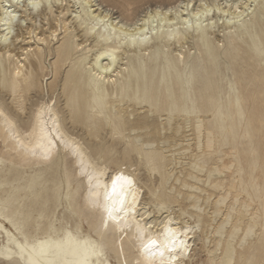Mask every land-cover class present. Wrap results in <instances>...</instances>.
Listing matches in <instances>:
<instances>
[{"label": "bare ground", "instance_id": "1", "mask_svg": "<svg viewBox=\"0 0 264 264\" xmlns=\"http://www.w3.org/2000/svg\"><path fill=\"white\" fill-rule=\"evenodd\" d=\"M64 1L54 0L60 13L70 11L69 16L54 18L63 28L58 45L50 46L52 38L57 37L55 29L48 38L45 35L38 38L46 47L39 46L37 50L29 47L23 57L16 51L17 43L29 26L28 23L24 25L25 18L19 14L20 10L25 16L44 14L45 19H49L48 13L55 14L50 6L52 0H39L38 8H32L28 0H0V112L4 114L0 116V152L3 154L0 169L5 168L4 172H8L7 168H14L13 164L20 160L55 170L64 156H69L76 168L74 180L66 186L67 194H60L58 191L62 186L55 183L51 189L54 195L49 199L42 198L43 202L31 199L39 191V187L31 184L22 190H9L13 182H8L7 188L1 189L0 238L4 239L0 250L11 249L13 260L24 264L18 255L17 244L31 243L37 238L56 241L72 232L101 250L102 255L92 258L98 264H147L142 239L143 242L151 238L162 240L163 225L171 220L172 226L181 231L190 229L187 237H181L184 244L178 264H250L247 260L258 263L264 254V66L250 74L244 72L243 77L237 79L241 82L247 79L242 88L232 77H222L229 90L225 105L221 102L222 90L218 84L216 93L212 89L208 96L204 95L216 85L213 74L206 71L204 80L199 81L202 85L194 87L191 84L194 75L189 70L182 72L181 68L188 67L184 50L189 38L194 40L205 59L210 62L219 59L221 39L215 27L221 20L230 40L237 44L246 41L247 50L253 51L250 57L258 56L254 64H264V0H198V4L194 0H182L175 6L148 9L141 16L126 6L125 20L113 17L96 0H69L77 10L63 5ZM16 26L20 28L19 33H15ZM52 52L53 91H60L65 105L62 107L57 101L52 103L51 99V102L36 103V107L27 112L26 104L19 100L24 93L29 96L40 84L43 88L44 81L47 84L49 78L46 79L44 74V60ZM28 53H32L33 59ZM126 53L136 56L131 58L128 71L123 75L119 67L123 65L120 61ZM24 60L28 61V66ZM66 65L69 69L61 76ZM217 71L216 66L213 73ZM119 74H122L120 81L114 78ZM182 79L187 80V86L183 85ZM112 95H117L118 100L110 101ZM127 98L149 104L147 116L140 122L143 128L149 129L148 119L155 113L159 115V135L162 131H171V136L182 132V126L174 127L172 121L175 114L183 116L180 108L184 105L188 113L184 120L187 127L193 125L197 149L210 157L222 145H227L229 154L225 155H232L234 159L226 161L217 157L214 164H209L207 159L193 161L188 163L186 174L185 170L176 172L181 162H176L175 157L183 152L166 146V139L160 143L145 141L138 133L141 127L130 125L134 113L125 108L124 103L117 105ZM197 108L199 112L211 111L214 119L207 121L203 115L195 114ZM226 109L231 114L238 113L240 124L235 118L227 120ZM169 110L174 113L170 114ZM163 121H167L168 127ZM108 126L120 134L129 130L128 134L122 133L129 146L118 153L104 148L100 137ZM166 134H163L164 138ZM240 139L246 145L247 171L241 165L243 158L238 153ZM49 142L51 154L45 159L41 148L36 146H49ZM176 142L175 146H182L179 139ZM33 148L36 155L30 151ZM233 148L236 151H232ZM182 151L187 153L188 149ZM133 155L144 161L149 174H159L158 184L144 185L135 164L125 161L126 156ZM244 171L247 179L242 176ZM201 172H206L205 178L200 176ZM120 173L135 182L133 194L125 197L129 204L134 203L135 214L126 218V224L117 226L109 221L105 227L104 193L106 189L111 190L112 180ZM174 174L175 183L181 189L176 184L168 185ZM41 176H45L43 172ZM146 179L151 181L148 175ZM74 183L84 187V205L96 215L94 221L87 223L91 235L82 227L74 193L78 186L71 187ZM210 189L218 192L215 198ZM182 190L191 192L186 200L191 202L193 212L183 208ZM196 192L206 195L209 210L201 207V198L193 194ZM93 200L98 202L93 205ZM62 201L68 206L66 218L77 216L73 220L74 226H70L66 218L54 219L56 204ZM35 202L41 204L40 209L28 208ZM205 214L213 240L197 234V229L205 222ZM189 219H193L194 224ZM137 225L143 229V238ZM200 248L206 252V260L201 263L195 260ZM0 262L8 264L3 257ZM154 264H159V257Z\"/></svg>", "mask_w": 264, "mask_h": 264}, {"label": "rangeland", "instance_id": "2", "mask_svg": "<svg viewBox=\"0 0 264 264\" xmlns=\"http://www.w3.org/2000/svg\"><path fill=\"white\" fill-rule=\"evenodd\" d=\"M181 1L182 0H111V1L105 2L103 0H96V3L99 4V6L102 9L109 11V13H111L113 17H117V19L125 20L123 12L126 6L130 11H132L133 13L135 12L134 13L135 15L138 14L137 16H141L148 9H151V8L153 9V8L160 7V6L161 8L171 7V6L178 5ZM183 1H187V0H183ZM194 2L198 4V0H194ZM128 3H130V5H128ZM50 4L55 14L52 15L48 13L46 17H48L49 19H45L44 14H41L40 16H37V17L34 15L25 16V13L21 12L20 10L19 14L21 16H24L25 18L24 25L28 23V26H29V30H26V29L23 30L24 36L21 37L20 40L21 39L22 40L19 43H17L16 51L21 56L23 57L26 56V50L29 49V47L35 50H37V47L39 46L46 47L45 44H41L42 42L39 41L38 38L40 36L44 37V35L48 38V36L55 29H57V31L55 32L57 37L55 39L52 38V42L50 43V46L55 48L58 45V40L63 35V28H61L60 24L57 23V21L54 18L56 16L57 18L59 17L64 18L66 15L69 16L70 11H66V12L64 11L60 13L61 9L58 8L59 6H57L54 0H52V3ZM65 4H67V6H69L71 10H77L75 6L69 3V0L64 1L63 5ZM44 8L45 6H43V9ZM35 19H36V22H35ZM222 22H223L222 20L219 21V23H217L215 27V30L219 34V39H221V42L218 44V50L220 51L219 59L214 62H210L209 60L205 59L204 55L201 53L200 50L197 49V46L194 44V40L189 38L188 43L185 44L186 49L184 50V56H185L184 61L188 67L182 66L181 69H182V72L184 73L189 70L191 74L194 75V79L191 81V84L194 87H200L202 85V82L200 83L199 81L204 80L206 71L210 72V74H213L212 75L213 81L216 83V85L215 87L213 86L210 90H206L204 92V95L205 97L208 96L212 89H213L212 92L216 93L217 91L216 86L218 84L219 89L222 90L221 102L223 103V105H225L226 96H227L226 92H229V90L225 84L226 81L222 80L221 78L225 76L226 77L229 76V77H232V79H234L233 81H238L237 79H241L243 77L244 72H247L248 74H250L254 72L256 69H261L264 66V64H261L260 66H258L257 64H254V61L258 59V56L257 57L253 56L254 58L250 57L253 51L247 50L248 48L246 46V41H243L241 44H237L234 41L230 40V38L226 35V30L224 29V26H222ZM19 32H20V28L19 26H16L15 33H19ZM79 34L81 35L82 33L80 32ZM148 53L149 51L145 53V57H144L145 59H147L149 55ZM134 56H136L135 53H126L123 57V60L120 61V64H123V65L119 67V70H122L123 75L127 73L128 71L127 66L129 65L131 58ZM28 57L33 59L32 53H28ZM53 60H54L53 52H52V55H49V56L47 55L44 60L46 63L44 74L46 75V79L49 78L47 81V84H46V81H44L43 88L40 84V86L34 89L30 93L29 96H27L26 93H24L23 94L24 96L20 98L19 101L24 102L26 104L27 112H30L31 108H35L36 103H40L41 101H46V100L51 102V99H53L52 103L57 101L62 107H64L65 105L64 97L61 95L60 91L59 90L55 92L53 91L54 90L53 84L55 82V77L53 76V73H52ZM23 62L26 63L27 66L29 65L27 60H24ZM216 66L218 67V71L216 73H213V69ZM68 69L69 67L68 65H66L63 69L61 76H63L64 73ZM40 72L43 73V71H40ZM122 74L114 76V78L120 81L122 78ZM182 80H183L182 81L183 85L187 86L188 85L187 80L185 79H182ZM244 82H247V79L243 80L242 82L241 80H239L238 85L242 88V84H244ZM58 83H59L58 84V89H59L60 87L59 79H58ZM253 85L255 84L253 83ZM244 91H246L245 88H244ZM6 98L8 99L9 96L6 95ZM109 100L117 101L118 97L117 95H112V97ZM8 102H11V98L8 99ZM13 103L15 104V101ZM120 103H124L125 104L124 107L125 108L128 107V110L134 113V115L130 117L131 118L130 125L135 126V128H138L137 126L141 127L139 128L138 133L144 138L145 141H148V142L154 141L155 143H160V141H162L163 139H166L168 140L166 146L168 145L172 146L173 149H176V152H180V150L181 152H183L182 154L181 153L177 154V156L175 157L176 162L177 161L181 162V165L177 166V170H175L176 172L180 170H185V174H186V172L188 171V166H187L188 163L193 162V161H204L207 159L209 164L210 163L214 164L215 162L218 161L217 157L218 158L223 157L225 158L226 161H230V159H234L232 155L230 157L229 155L228 156L225 155V153L229 154V149L227 145H222V147L210 157H208L207 154H204L197 149L196 139H195V135L193 131V125L190 127H187V124L184 120L185 115L188 114L186 111L187 109L184 107V105H181V108H180L181 114L183 116L181 117L175 114L174 119L172 121L174 127H177L178 124L182 126V132L178 134L177 136H171V133H170L171 131H164V133L162 131V135L158 134V130H159L158 128H160L161 130V119L159 115L156 113L154 114L153 117L148 119L149 125H150L149 129L143 128L141 126L142 124L140 123L141 120L143 119V117L145 118V116H147V112L149 109L148 103L142 102L141 100L136 102L129 98L124 99L121 102H117V105H120ZM202 107L200 106L201 110H203ZM200 109L197 108V110L195 111V114L203 115V117H205L207 121L214 119V116H212L211 111L205 110V111L199 112ZM167 112H169L170 114L174 113L170 110ZM162 113H165V111ZM226 115H227V120L231 118H235L237 124H240L239 123L240 118L236 111H234L231 114L229 110L226 109ZM163 123H165L166 127H168L167 121H163ZM78 130L79 128L75 131H78ZM239 131H241V129ZM145 132H148V134ZM165 132H167V134H166V137L164 138L163 134H165ZM79 133H82V132L79 131ZM122 133L128 134L129 130H126V131L123 130ZM122 133L120 134L114 131L110 126L105 127V129L102 130V135L100 137L102 146L106 149L113 150V152H116V153H118L125 147H128L129 145L128 143H126L125 139L123 138ZM176 139H179L182 142V146H179V145L175 146V144L177 143ZM188 140H191V141H188ZM245 147L246 145L242 143L240 139L238 143V149H239L238 153L243 158L241 159V165L245 168L244 170L247 171L246 170L247 161L244 158L245 157V151H244ZM183 149H188V152L185 153L184 151H182ZM0 150H1V145H0ZM232 151H236V149L233 148ZM2 156L3 154H1L0 152V157ZM165 160L167 163L169 162V159H165ZM125 161H130L131 163L135 164L134 167L135 168L137 167L138 173L140 177L142 178V182L144 183V185L148 187H152L153 183L158 184V179L160 177L159 174H157V172H154V175L151 173L149 174L147 170L148 166L146 167V164H144V161H142V159L140 160L138 156L136 155H133L132 157L126 156ZM7 165L11 166L10 164H7ZM13 166L14 168H7L9 170L8 172H4L5 168L0 169V191L1 189L4 190L7 188L8 182H13V185H11L9 190H12V189L22 190L24 187L28 186V184H31L33 186L39 187L38 188L39 191L31 198L32 200H38L39 202H43L44 198L47 197L49 199V197H52V195H54V191L51 189H53V185L55 183H58L59 185L62 186L61 191H58L60 194H64V193L67 194L68 191H67L66 186H68L69 182L74 180L75 170H76L74 162L69 156H64L61 159L60 167H58L55 170L51 168H47V166L43 164H39L35 162H31V164H27L20 160H17L13 164ZM245 171L243 172L242 176H244V178L247 179ZM42 172L45 175L44 177L41 176ZM228 173H230V171ZM199 174L202 178H205L206 172H203V173L201 172ZM147 175L151 177V181H147L146 179ZM177 176H179V174H177ZM175 177H176V174H174V176L169 182L170 184L168 185L176 184ZM181 179L186 180L185 177H181ZM187 182L192 183L188 179H187ZM74 186H78L76 187V192L74 193H75L77 207L80 211V220L82 222V227L86 228V231L89 232V234L91 235L92 232L89 231L90 228L88 227L87 223L90 220L94 221L96 215L93 214L91 211H89L84 205V187L76 183L71 185V187L73 188ZM175 186L178 189H181V186L178 183ZM181 192L183 194V198L181 200V204L183 208L186 210H189V212H193L192 210H190L191 202L189 200H186L187 196L191 192L188 190H182ZM209 192L212 194V198H215L218 195V192L214 190L210 189ZM193 194L201 198L200 205L203 209L204 208H206L207 210L210 209V207L206 203V195L204 193L196 192ZM0 196H2L1 193H0ZM56 205H57V208L54 212V219H56L57 221H60L62 218H66L68 216V213H67L68 206L63 201L61 203H57ZM33 206L35 207V209H40L41 204H39L38 202H35V204L28 205V208H31ZM71 217L72 218L70 219L66 218V221L69 222L70 226L73 225V220L76 219L77 216L74 214ZM203 218H205V222L201 224L200 229H197V234L202 235L205 239L209 237L211 240H213V236L210 233L211 229L206 226L207 220H208L207 214L203 215ZM189 221L191 222V224H194L193 219H189ZM7 226L8 228L14 230L10 224H7ZM3 239L4 238H0V244ZM212 242L213 241H211V245H212ZM252 250H254V248ZM197 259L200 260L199 263H201V261L206 260V252L202 248L198 249L197 251L195 260ZM246 262L247 263L250 262V264H264V254L259 258L258 263L251 262L250 260H247ZM0 264H3V263L0 262Z\"/></svg>", "mask_w": 264, "mask_h": 264}, {"label": "snow or ice", "instance_id": "3", "mask_svg": "<svg viewBox=\"0 0 264 264\" xmlns=\"http://www.w3.org/2000/svg\"><path fill=\"white\" fill-rule=\"evenodd\" d=\"M28 3L32 8L40 7L39 0H28ZM12 18L14 19V17ZM105 71H111V69H105ZM3 115V112H0V116ZM5 119L7 118L5 117ZM36 147L41 148V154L45 159L50 156L51 142H49V146L38 144ZM30 151L33 155L37 154L35 148ZM134 186L135 182L130 176L120 173L114 177L111 190L106 189L104 193L106 201L104 211L107 216L104 221L105 227L108 226L109 221L117 226H121L122 223L126 224V218L130 214H135L134 203L129 204L125 199L127 195L133 194ZM97 202V200L92 201L93 205ZM172 223L169 220L163 225L162 240L151 238L143 242L142 239V251L147 264H154L157 257H159V264H178L184 244L181 237H187L190 229L184 228L181 231L180 228L173 227ZM137 226L143 238V229L139 225ZM148 227L151 228L152 225H148ZM16 247L19 250L20 260L24 261V264H98L92 258L102 255L101 250L97 249L94 244L87 240H81L78 235H73L72 232L65 233L56 241L37 238L31 243L25 241L23 244H17ZM13 255L11 249L0 250V257L7 260L8 264H19L13 260Z\"/></svg>", "mask_w": 264, "mask_h": 264}]
</instances>
